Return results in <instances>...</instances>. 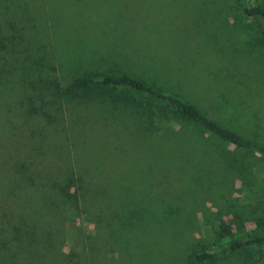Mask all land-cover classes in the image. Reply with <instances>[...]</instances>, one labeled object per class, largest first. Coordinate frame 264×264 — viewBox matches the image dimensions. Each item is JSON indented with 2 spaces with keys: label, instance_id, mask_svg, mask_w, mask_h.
Wrapping results in <instances>:
<instances>
[{
  "label": "rangeland",
  "instance_id": "rangeland-1",
  "mask_svg": "<svg viewBox=\"0 0 264 264\" xmlns=\"http://www.w3.org/2000/svg\"><path fill=\"white\" fill-rule=\"evenodd\" d=\"M244 4L245 0H0V107L28 99L57 104L56 91H64L72 79L118 69L176 93L242 137L264 142V44L260 22L243 15ZM115 90L148 101L122 87ZM149 100L164 111L154 122L162 133L154 139L157 146H146V160L152 164L139 154L129 155L125 148L131 147V134L118 132L115 122H99L93 108L80 107L77 115L64 101L58 113L57 127L69 124L75 114L80 123L76 128L88 129L90 144H104L102 181L118 184L115 196L150 184L154 196L167 193L180 209L177 226L182 234L170 246L163 240L166 251L156 246L155 252L123 261L113 255L117 264H264V243L220 251L202 262L191 256L199 248L216 252L230 239L264 232V156L224 142L178 115L165 101ZM18 111L14 108L11 117L22 125L19 130L42 127L37 115L27 118V125ZM23 131L5 133L12 143L6 140L0 160L10 163L17 153L24 154ZM63 161L45 160L47 168ZM12 172L0 164V264H40L34 254L42 243L40 253L47 252V261L56 264L64 260L69 238L102 228L93 218L83 219V203L75 210L68 203L59 207L57 199L48 218L34 228L36 242H22L20 247L7 239L13 195L7 194L5 204L2 195ZM110 256L101 255L99 261Z\"/></svg>",
  "mask_w": 264,
  "mask_h": 264
},
{
  "label": "trees",
  "instance_id": "trees-1",
  "mask_svg": "<svg viewBox=\"0 0 264 264\" xmlns=\"http://www.w3.org/2000/svg\"><path fill=\"white\" fill-rule=\"evenodd\" d=\"M242 13L247 17L258 18L259 36L264 44V0H245ZM117 87L141 94L148 98V101L123 95V92L115 90ZM56 95L59 98L57 104L46 100L36 102L28 99L16 106L11 104L0 107V154L7 149V141L12 143L9 135L5 133L11 130L15 133L16 129L20 133L26 129L21 133L25 141L20 142L24 154L17 153L10 163L0 160L3 168L7 167L13 171L10 177L5 178L7 189L3 186L5 194L2 195L4 204L8 199L7 194L13 195L10 201H13L14 209L9 210L10 215L6 219V223L10 225L7 227V239L15 241L17 245L22 242H36L34 228L37 227V222L48 218L51 214L50 208L55 206L57 199L60 201L59 207L68 203L75 210H80L78 205L83 203L86 208L85 211L80 210L83 219L93 218L102 225V228L69 238L64 260L61 259L56 264H94L100 260L101 255L107 253L112 256L102 261L117 264L115 257L123 261L137 253L155 252L158 249L156 246L166 251V244H161L164 243L163 240L170 246L182 234V230L177 226V222L182 219L181 214V217L179 216L180 209L172 205L167 193L154 196L151 185L144 184L141 188L119 192L118 196H115L118 184L112 179L102 181L106 173L100 160L106 156L104 144H90L87 139L88 129L76 128V125H80L78 108H93V114L99 122H115L119 127L118 132H123L124 136L131 134V147L125 148L126 151L133 157L139 154L146 162L151 161L146 160L147 144L156 147L154 139L162 134L158 133L154 122L164 114V111L159 112L149 99L165 101L178 115L201 125L224 142L264 156V142L246 139L207 117L194 104L176 93L165 92L160 87L146 84L118 69L105 73L87 72L72 79L65 90L58 93L56 91ZM64 101L69 102V106L75 109L77 115L73 114L66 126L57 127L60 117L58 113L62 112ZM14 108H18V115L23 122L37 115V122H40L42 127L19 130L17 127L22 125L11 117L14 116ZM81 137L83 140L79 141ZM52 157L66 161L51 164L50 171L45 160L50 163ZM7 207L10 209V203ZM125 212L130 214L121 217ZM67 218L68 216L63 215L65 221ZM0 230H3V227ZM262 243L264 232H256L243 239H230L228 245L219 251L207 252L199 248L192 251L191 256L195 261L202 262L213 259L220 251H235L251 244ZM44 248L42 243L39 249L41 251ZM39 249L36 248L38 252L34 254L38 257L37 262L54 264L47 261V252L40 253ZM13 253L15 254V251ZM113 255L116 256L113 258ZM102 261H99V264H104Z\"/></svg>",
  "mask_w": 264,
  "mask_h": 264
}]
</instances>
